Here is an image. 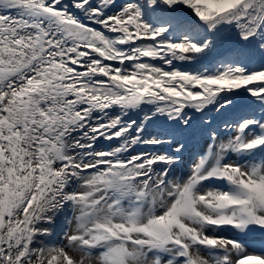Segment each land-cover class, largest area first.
Segmentation results:
<instances>
[{
	"label": "snow or ice",
	"instance_id": "snow-or-ice-1",
	"mask_svg": "<svg viewBox=\"0 0 264 264\" xmlns=\"http://www.w3.org/2000/svg\"><path fill=\"white\" fill-rule=\"evenodd\" d=\"M0 264H264V0H0Z\"/></svg>",
	"mask_w": 264,
	"mask_h": 264
}]
</instances>
